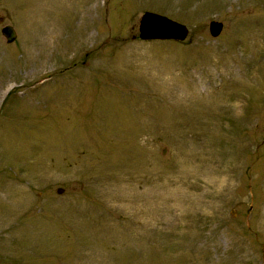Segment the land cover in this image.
Returning a JSON list of instances; mask_svg holds the SVG:
<instances>
[{"label":"rangeland","instance_id":"1","mask_svg":"<svg viewBox=\"0 0 264 264\" xmlns=\"http://www.w3.org/2000/svg\"><path fill=\"white\" fill-rule=\"evenodd\" d=\"M145 11L188 35L140 39ZM0 18V264H264V0Z\"/></svg>","mask_w":264,"mask_h":264},{"label":"water","instance_id":"2","mask_svg":"<svg viewBox=\"0 0 264 264\" xmlns=\"http://www.w3.org/2000/svg\"><path fill=\"white\" fill-rule=\"evenodd\" d=\"M222 29L223 23L221 21L212 19L209 22V32L212 36H218ZM138 31V37L142 40L173 39L182 41L189 33V29L185 24L152 11L143 12L139 19ZM1 33L9 43L13 42L17 35L15 29L8 24L1 28ZM62 190V188H59L57 191L62 192Z\"/></svg>","mask_w":264,"mask_h":264}]
</instances>
